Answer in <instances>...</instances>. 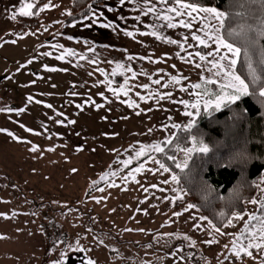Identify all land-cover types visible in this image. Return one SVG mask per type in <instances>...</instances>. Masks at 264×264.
I'll return each instance as SVG.
<instances>
[{"label": "rangeland", "instance_id": "rangeland-1", "mask_svg": "<svg viewBox=\"0 0 264 264\" xmlns=\"http://www.w3.org/2000/svg\"><path fill=\"white\" fill-rule=\"evenodd\" d=\"M39 2L0 0V264H264V250L232 252L234 241L247 243L237 241L246 224L259 227L250 220L259 205L249 202L243 220L236 214L215 232L196 207H174L187 195L152 150L174 136L173 125L217 110L206 80L226 81L195 55L211 49L191 39L203 25L165 27L157 17L174 15L166 10L175 5L160 0H104L76 19L70 0H44L39 22L19 30L20 8ZM148 7L155 11L146 16ZM185 158L181 150L178 162ZM254 199L264 200V176Z\"/></svg>", "mask_w": 264, "mask_h": 264}, {"label": "trees", "instance_id": "trees-1", "mask_svg": "<svg viewBox=\"0 0 264 264\" xmlns=\"http://www.w3.org/2000/svg\"><path fill=\"white\" fill-rule=\"evenodd\" d=\"M42 2L34 6L33 17L20 16L15 23L19 30H27L39 22ZM197 2L202 6L229 10L231 0ZM103 4L104 0H70V17H83L91 12L90 8L92 10ZM169 4H172V0ZM232 11L243 9L237 7ZM245 21L257 23L251 17H235L230 23L232 27H238ZM257 39L260 44H264V38ZM237 70L241 71L239 65ZM242 74L247 76V73ZM247 81L253 95L242 97L234 104L226 103L214 112L201 111L193 121L191 130L187 129L188 124L179 126L171 138L172 143L163 142L161 147L164 152L157 153L162 164L180 177L178 186L183 187L187 195L186 199L175 202L174 207L180 210L189 204L194 205L219 228L224 227L234 215L246 211L248 203L256 197L259 181L264 176V97L259 96V85L250 83V76H247ZM205 87L216 93L221 91L218 83L206 84ZM193 136L206 144L210 151L207 154L195 151L191 154L189 168L184 170L190 171L191 176L186 180L184 172L176 168L175 164L178 163L181 150L198 146L194 144ZM169 156H175V162L168 159ZM78 211L90 219L93 225L98 222L92 214Z\"/></svg>", "mask_w": 264, "mask_h": 264}, {"label": "snow or ice", "instance_id": "snow-or-ice-1", "mask_svg": "<svg viewBox=\"0 0 264 264\" xmlns=\"http://www.w3.org/2000/svg\"><path fill=\"white\" fill-rule=\"evenodd\" d=\"M126 0H120L121 4H124ZM150 3L151 0H148ZM162 4H169L170 0H160ZM172 4L175 6H169L167 8V13H172L174 15L165 14L163 16H159L157 18L166 21L167 23L164 25L167 28H176V27H184L187 29H192L194 24H202L201 28H197L196 31L192 32L191 39L196 41L198 46H202L205 48L211 49L206 54H201V52H196L195 55L199 57L201 61H206L210 67L206 69L209 72H213L214 76L222 77L226 83H221V91L220 93L215 95V107L218 110L222 104L225 102L229 104H234L237 101L241 100L242 97L253 95V92L249 91V82L247 81V76L251 77L250 83L252 85H259V96L264 97V44H260L257 37L264 38V0H231L229 5V10H221L219 7L213 6H202L197 0H172ZM25 7L29 9L25 11ZM34 7V3H26L24 7H21L19 10V14L22 16H31L34 13L31 9ZM243 9V11L233 12L234 8ZM44 9L41 8L40 11ZM91 11V8H90ZM112 11V9H109ZM154 7H148L144 10V15H149L154 12ZM98 13L93 12V16L99 18ZM176 17H187V20L180 19L176 20ZM235 17H251L254 21H257L256 24H249L245 21L243 24H240L238 27H232L230 21L235 19ZM15 19V15L13 16ZM175 21V22H174ZM107 26V25H105ZM198 32H203V35L197 34ZM146 34V33H141ZM126 35L134 37V33L129 31L126 32ZM151 35L157 36L158 38H162L158 36V33L153 31ZM23 38V37H21ZM185 41L188 40L186 36L184 38ZM169 43L179 44V46L183 49L184 45L180 44V42L175 40H169ZM15 43V41H12ZM214 45V47H213ZM56 47V45H53ZM62 47V46H61ZM46 55H51V53H46ZM68 55H73L71 50H68ZM192 54H189V57ZM212 57V59H209ZM255 57V59H254ZM83 59V57H81ZM134 57L129 56L128 59L132 60ZM57 59H64V55L61 54L57 57ZM150 59V58H149ZM185 59L187 63H193V61L187 57H182ZM159 62V61H155ZM31 63V61H29ZM238 65L240 66L241 71H238ZM173 67H175L173 65ZM195 67L200 69L202 65L200 63H196ZM49 71H55L56 69H48ZM102 71V70H101ZM131 71V69H129ZM242 73H247V76ZM174 83L179 84L181 82L180 78L175 76L172 77ZM156 84H160V80L157 79L154 81ZM220 83L217 80L207 79L206 84H216ZM142 87L147 88L148 85H142ZM167 87V85H165ZM194 88H200V84L192 85ZM115 94L119 95L123 89H109ZM187 91V89H183ZM124 94L127 95V92L124 91ZM102 95V94H101ZM165 95L171 96V93H166ZM142 99H146L145 97H141ZM29 101L32 100L31 97L28 98ZM187 106V102H183ZM211 103V101H209ZM49 108L52 105H47ZM135 107H139V105H133ZM77 107H81L77 105ZM97 108L102 107V105H96ZM192 108H198L199 103L191 105ZM62 115V114H61ZM185 115L192 116V112H186ZM60 123H63L62 121ZM69 123H75V121H69ZM174 128H178L179 125H173ZM188 130H191L194 127V122L188 124ZM28 131H32L31 129H27ZM3 131V130H0ZM39 135V133H35ZM9 135H12L9 133ZM17 139H19L17 137ZM194 144H197V147L188 148L186 150H182L186 152V158L182 162H178L175 164L176 168L180 169L181 172H184L185 169L189 168V159L191 154L195 152H200L207 154L210 151V148L204 144L202 141H197L195 136L192 137ZM166 143L171 144L172 140L169 139ZM39 147L33 145L31 151L37 152L39 151ZM49 151H54V149H48ZM152 150L156 152H164V148L160 145L152 146ZM146 153L141 150L137 152V156H143ZM168 159L173 160L175 162V156H169ZM159 163V161H155ZM125 163H131V160ZM160 168L164 171H170V169L165 168L163 164H160ZM143 170V166L135 169L136 172H141ZM75 171V170H74ZM115 175V173H113ZM185 179L188 180L191 176V172H184ZM172 182L176 184H180V177L175 173L171 176ZM167 183V181H165ZM155 187V185L153 186ZM147 190V189H145ZM102 191V189H101ZM180 191L183 192V187L180 188ZM186 194V193H185ZM176 199H183V196H178ZM252 204H258L260 208V214H252L250 217L251 221H256L259 225L257 228L255 225L249 226L246 224L245 232L241 233V237H237V241L241 238L247 239L246 244L237 243L234 241V246L232 248L233 255L237 258L242 256L252 257L253 249L255 250H264V200H256L253 199L250 201ZM195 207L194 205L189 204L187 209H191ZM186 209V210H187ZM182 213H174V215H181ZM200 219H207L206 217H201ZM235 219L243 220V215L237 214ZM231 223V221H229ZM210 226L217 233H221V229L212 225L209 221ZM196 227H200L199 224ZM224 234V233H221ZM205 243H218L215 240H208ZM227 247V246H226ZM82 251V250H81ZM182 251V249H181ZM66 255V253H65ZM89 264H94L93 261H89Z\"/></svg>", "mask_w": 264, "mask_h": 264}, {"label": "crops", "instance_id": "crops-1", "mask_svg": "<svg viewBox=\"0 0 264 264\" xmlns=\"http://www.w3.org/2000/svg\"><path fill=\"white\" fill-rule=\"evenodd\" d=\"M74 256H76V255H74ZM73 258V257H72ZM83 258H85V257H83Z\"/></svg>", "mask_w": 264, "mask_h": 264}]
</instances>
